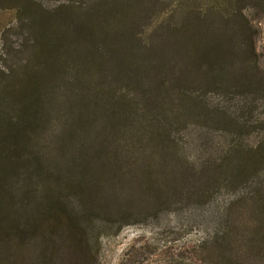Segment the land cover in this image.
<instances>
[{
  "label": "trees",
  "instance_id": "1",
  "mask_svg": "<svg viewBox=\"0 0 264 264\" xmlns=\"http://www.w3.org/2000/svg\"><path fill=\"white\" fill-rule=\"evenodd\" d=\"M7 1L12 6L3 27L6 18L16 24L27 20L34 37L19 33L23 46L32 43V53L23 62H10L11 76L0 82V264L33 261L25 250L43 261L64 243L79 253L77 264H88L92 258L74 228L69 197L82 204L100 197L107 201L126 183H135L147 201L165 197L175 182L162 169L177 166L178 144L155 111L156 97L179 107L200 105L202 100L173 78L186 83L183 75L189 74L179 69L188 65L187 70L198 71V52L212 56L205 47L192 51L195 44L183 54L181 67L166 66L157 57L141 64L135 59L142 53L137 44L115 43L123 31L108 23V11L91 25L86 11L54 15L44 11L41 0ZM2 42L4 54L11 55L14 44ZM216 67L212 59L200 70L213 73ZM110 78L141 90L133 96L117 91ZM258 82L254 78L251 84ZM177 93L182 96L174 98ZM220 159L223 180L232 187L241 189L255 177L262 184L239 197L246 201L255 233L225 236L219 248L204 255H177L163 264H264V140L229 144ZM205 171L212 172L209 163Z\"/></svg>",
  "mask_w": 264,
  "mask_h": 264
},
{
  "label": "rangeland",
  "instance_id": "2",
  "mask_svg": "<svg viewBox=\"0 0 264 264\" xmlns=\"http://www.w3.org/2000/svg\"><path fill=\"white\" fill-rule=\"evenodd\" d=\"M41 1L49 14L86 11L91 25L104 11L112 13L108 23L123 31L115 43L137 44L142 53L135 59L141 64L157 57L156 61L166 66H180L185 51L195 44L192 51L205 47L212 56L206 58L203 51L198 52V71L197 67L189 71L188 65L180 66V72L189 74L183 75L186 83L173 78L177 86L188 90L189 96L202 100L200 105L194 107L188 103L189 107H179L172 105L170 98L162 101L159 95L156 97L155 111L168 122L169 139L178 144L177 166L162 169V173L173 175L175 182L165 197L147 201L135 183L119 186L118 192H110L107 201L100 197L86 199L82 204L79 197H69L74 228L82 235L85 254L92 258L85 262L163 264L177 255H204L219 248L217 243L225 236L255 233L254 222L246 214L249 213L246 201L239 197L262 187L259 178H250L253 183L241 189L232 187L223 180L218 163L229 144L237 141L255 144L264 140V0ZM10 6L7 0H0V82L6 76L10 78L11 73L7 72L10 62H23L32 53L29 47L32 43L23 46L19 34L34 37L27 20L16 24L6 18L5 28L1 23ZM13 24H16L14 28H8ZM6 28L11 30L2 37ZM193 34L197 36L191 40ZM2 38L14 44L9 56L4 54ZM212 59L218 71L201 73L200 69ZM254 78L259 82L252 85ZM110 79L115 90H125L130 96L132 91L141 90L126 81ZM181 96L177 93L174 98ZM180 109L186 112L181 115ZM208 163L212 172L205 171ZM260 177L264 179V169ZM30 209L28 205L24 212ZM25 252L33 261L21 264H77L80 258L67 243L51 257L44 254L43 261L47 263L37 259L35 253Z\"/></svg>",
  "mask_w": 264,
  "mask_h": 264
}]
</instances>
